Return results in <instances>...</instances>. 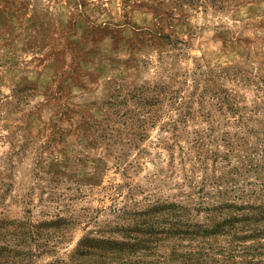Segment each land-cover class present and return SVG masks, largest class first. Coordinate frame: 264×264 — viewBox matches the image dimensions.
<instances>
[{"label": "rangeland", "instance_id": "obj_1", "mask_svg": "<svg viewBox=\"0 0 264 264\" xmlns=\"http://www.w3.org/2000/svg\"><path fill=\"white\" fill-rule=\"evenodd\" d=\"M0 220L264 264V0H0Z\"/></svg>", "mask_w": 264, "mask_h": 264}, {"label": "trees", "instance_id": "obj_2", "mask_svg": "<svg viewBox=\"0 0 264 264\" xmlns=\"http://www.w3.org/2000/svg\"><path fill=\"white\" fill-rule=\"evenodd\" d=\"M58 222L65 225L64 221L60 220ZM56 223L57 221L35 225L25 221L0 220V264H32L31 258L40 256L42 253H34L31 249H23L21 246L29 247L30 244H33L35 248L39 250L46 246H50L52 237H55L56 234L61 237L63 236V234H61L62 232L59 230L52 229L56 227ZM66 228H68V224L65 226V232L68 230ZM105 241L107 240H104V244L101 246V240L97 238H85L80 240L68 259H55V263L91 264L92 262V264H103L107 258H112V255L123 258L124 256L134 255L132 250L137 249L134 251H138V249L141 248L139 240L134 243L136 247L131 250H129V248L126 249L124 246H119L117 242ZM132 244H130V246ZM143 247L145 248V246ZM113 261L117 262L114 257Z\"/></svg>", "mask_w": 264, "mask_h": 264}]
</instances>
